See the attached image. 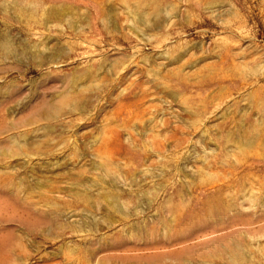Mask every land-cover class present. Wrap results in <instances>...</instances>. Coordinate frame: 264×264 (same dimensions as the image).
<instances>
[{"label":"rangeland","instance_id":"374dc122","mask_svg":"<svg viewBox=\"0 0 264 264\" xmlns=\"http://www.w3.org/2000/svg\"><path fill=\"white\" fill-rule=\"evenodd\" d=\"M0 264H264V0H0Z\"/></svg>","mask_w":264,"mask_h":264}]
</instances>
